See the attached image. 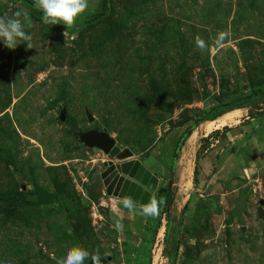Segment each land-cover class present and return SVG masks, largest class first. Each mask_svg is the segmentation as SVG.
<instances>
[{
  "label": "rangeland",
  "instance_id": "1",
  "mask_svg": "<svg viewBox=\"0 0 264 264\" xmlns=\"http://www.w3.org/2000/svg\"><path fill=\"white\" fill-rule=\"evenodd\" d=\"M101 1L89 0L68 30L0 0V16L23 9L33 22L30 42H0V193L38 185L62 198L60 209L33 196L0 202V264H56L73 246L99 252L100 264H170L171 255L175 264H264V0H111L113 24L87 27ZM220 31L229 37L216 50ZM253 92L242 109L195 129L173 165L196 119ZM91 130L158 179L151 199L171 194L157 216L104 193L108 157L79 142ZM85 187L101 198L90 201Z\"/></svg>",
  "mask_w": 264,
  "mask_h": 264
},
{
  "label": "clouds",
  "instance_id": "2",
  "mask_svg": "<svg viewBox=\"0 0 264 264\" xmlns=\"http://www.w3.org/2000/svg\"><path fill=\"white\" fill-rule=\"evenodd\" d=\"M32 7L41 13V21L45 25H63L66 28L74 26L78 17H80L89 7V0H32ZM33 25L31 15L26 10H18L12 16H0V42L10 49L14 50L20 44V41L30 42L31 35L27 29ZM65 34V31L63 35ZM229 37L226 31L218 32L214 46L216 50L225 47V42ZM197 47L207 50L208 45L199 36L195 38ZM31 49V44H28ZM121 203L126 208H134L135 202L131 197H125ZM163 201L152 198L149 203L141 208V214L148 216H157L159 214V205ZM117 229L121 226L116 225ZM91 264H100L99 252L90 253L88 250L73 246L65 250L63 256L56 259V264H85V261Z\"/></svg>",
  "mask_w": 264,
  "mask_h": 264
},
{
  "label": "water",
  "instance_id": "3",
  "mask_svg": "<svg viewBox=\"0 0 264 264\" xmlns=\"http://www.w3.org/2000/svg\"><path fill=\"white\" fill-rule=\"evenodd\" d=\"M85 114L88 122L92 123L93 116L88 111ZM79 142L86 148L98 149L107 155L108 160L103 163V170L98 174L107 196L120 200L131 197L140 206L149 203L157 190L158 179L134 157L130 149L120 148L107 132L98 130L82 133ZM257 215L264 221L261 207L257 208Z\"/></svg>",
  "mask_w": 264,
  "mask_h": 264
},
{
  "label": "trees",
  "instance_id": "4",
  "mask_svg": "<svg viewBox=\"0 0 264 264\" xmlns=\"http://www.w3.org/2000/svg\"><path fill=\"white\" fill-rule=\"evenodd\" d=\"M19 2L28 7L30 10H32L37 16L41 17V13L36 11L33 7H32V0H19ZM110 3L111 0H102L101 1V6L103 8L102 11L96 12L94 13L92 16H90V18L86 21V26L87 27H91L96 25L97 23L101 22V21H106L109 22L111 24H113V21L111 19V14H109L110 10H112V8L110 7ZM108 12V13H107ZM61 26V25H59ZM69 30V28H68ZM80 32V30H79ZM78 33V32H77ZM152 91L154 94H158L159 95V100L163 103L164 102V94L163 91H161V89L158 88L156 83H152ZM182 88H184V86H182ZM257 96V92H253L251 95L244 97L238 101L235 102H230V103H226V104H222V105H218L214 108H212L211 112L205 113L202 116H200L198 119H196L193 123V125L179 138V141L176 143L174 150H173V165L175 164V161L177 159V155L181 149V144L184 143L186 141V139H188L192 133V131H194V129L201 123L205 122V121H215L219 116H221L224 113H227L229 111L235 110V109H242L243 107H245L248 103V101L250 99H252L253 97ZM55 106V103L52 104V107ZM67 121H69L70 123H72V129H74V122L71 121L69 118L66 119ZM85 191L88 195V198L90 201H97L99 198H101V193L99 191L94 192L92 191V189H89L87 187H85ZM166 189H160L156 196L155 199L158 201H161L162 198H164V202L168 203L171 200V194H169V192H166ZM29 196H33L35 198V204L36 205H48L51 206L53 208L58 207L59 209L62 208V198L61 196L58 194V192L55 193H50L47 192L45 189L39 187L38 185H34L33 187V191L29 192V194H24L23 192H18L15 191L13 193H0V202H11L13 204V206H18L20 204H23L25 202H27V198ZM83 230V229H82ZM172 257V259H171ZM170 257V264H175L173 255H171Z\"/></svg>",
  "mask_w": 264,
  "mask_h": 264
},
{
  "label": "crops",
  "instance_id": "5",
  "mask_svg": "<svg viewBox=\"0 0 264 264\" xmlns=\"http://www.w3.org/2000/svg\"><path fill=\"white\" fill-rule=\"evenodd\" d=\"M208 122H212V121H205V122H203V123H201V124L208 123ZM201 124H199L195 129H197L199 126L201 127ZM202 127H204V126H202ZM195 129H194V130H195ZM192 132H193V131H192ZM207 134H208V133L206 132V129L200 130V133H199L198 138L205 137ZM186 140H187V139H186ZM158 183H159V181H158ZM101 189H102V188H101ZM152 197H153V196H152Z\"/></svg>",
  "mask_w": 264,
  "mask_h": 264
},
{
  "label": "bare ground",
  "instance_id": "6",
  "mask_svg": "<svg viewBox=\"0 0 264 264\" xmlns=\"http://www.w3.org/2000/svg\"><path fill=\"white\" fill-rule=\"evenodd\" d=\"M219 119H220V118H217V119H216L215 121H213V122L205 123V124H206V125H205V126H206L205 128L208 129L209 126H211V125H213L214 123L218 122Z\"/></svg>",
  "mask_w": 264,
  "mask_h": 264
}]
</instances>
